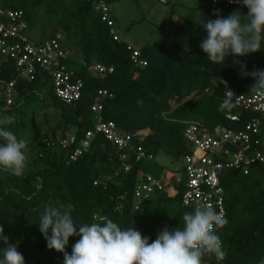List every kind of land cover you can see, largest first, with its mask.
Returning <instances> with one entry per match:
<instances>
[{"label": "trees", "instance_id": "16d2710c", "mask_svg": "<svg viewBox=\"0 0 264 264\" xmlns=\"http://www.w3.org/2000/svg\"><path fill=\"white\" fill-rule=\"evenodd\" d=\"M99 1L0 0L1 7L22 12L24 34L33 43L42 44L60 36L58 43L66 55L60 64L72 71L82 86L79 99L65 104L55 97L49 77L39 67L32 77H17L14 62L0 57V78L16 80L14 103L4 107L0 102V116L9 115L10 108L16 110L18 101L32 100L38 84H49L51 110L58 111L51 125L44 117V127L34 115L29 119L30 158L22 177L0 168V224L9 243L18 242L25 264H63V254L49 250L39 230L40 217L47 205L63 204L65 210L70 206L77 225L92 223L93 214L107 216L123 228L135 227L142 236L150 238L149 243L165 225L182 227L183 213L193 209L181 203L187 177L186 158L193 155V148L184 137L186 129L194 124L210 133L216 129L239 131L252 120L259 121L264 129L260 112L236 104L231 109L220 108L225 97L222 81L248 97L255 93L250 90L255 81L240 75L239 64L233 63L231 55L223 64L208 59L199 46L206 37L202 26L194 31L196 47L191 51L177 44L170 47L153 44L137 49L118 36V41L113 39L110 31L114 18L108 12L112 26L102 20V13L95 9ZM111 1L102 0L106 7ZM199 1L207 20L216 19L213 12L217 9L222 17L237 9L242 14L248 11L246 7H231L222 2L212 5V0ZM171 23L169 16L161 25ZM66 43L73 45L75 57L69 55ZM134 51L139 52L138 59L145 66L131 61ZM235 59L246 65L247 72L264 70V51ZM96 64L113 71L95 75L92 68ZM96 99L99 117L112 123L120 135L129 136V146L118 150L103 134L97 133L86 150L72 160L75 149L82 147L85 134L95 132L96 113L91 108ZM227 115H236L238 121L229 120ZM259 137L262 146L257 148L264 154L263 132ZM70 138L72 143L65 146L59 143ZM138 149L144 156L136 160ZM160 156L183 164L178 172L182 174L179 183H170L175 172L168 176L169 171L162 169L159 178L146 174L143 162L156 161ZM248 169V175L234 169L219 174L224 216L228 220L218 230L227 252L220 264H260L264 258V164L255 163ZM147 176L162 182L163 190L159 192L172 189L157 200L156 206H151V197L135 196L136 188ZM160 204L163 207L159 210ZM79 238H69L66 248L69 254ZM204 264L218 262L215 257H205Z\"/></svg>", "mask_w": 264, "mask_h": 264}, {"label": "clouds", "instance_id": "9594fccd", "mask_svg": "<svg viewBox=\"0 0 264 264\" xmlns=\"http://www.w3.org/2000/svg\"><path fill=\"white\" fill-rule=\"evenodd\" d=\"M248 9L242 14L239 9L227 17L221 10H214L216 19L200 25L206 37L200 48L208 59L223 64L231 55L234 64H239L242 77L250 76L255 83L250 90L264 95V70L245 71L246 65L236 60L251 53L264 51V0H234ZM225 83L226 86V82ZM221 109L235 106L234 93L226 91ZM15 118L0 116V168L16 177H22L28 164L29 140L18 138L7 128ZM182 227L169 228L165 225L155 240L149 243L148 236L135 227L123 228L107 216L93 214L92 223L77 225L71 215V207L47 205L39 221V230L49 250L63 254V264H204L205 257H215L218 264L224 261L227 252L218 230L228 224L221 213L200 201L195 202L192 211L182 215ZM80 237L71 253L66 251L69 238ZM0 264H25L17 244L9 243L0 224ZM260 264H264V258Z\"/></svg>", "mask_w": 264, "mask_h": 264}, {"label": "built area", "instance_id": "2783aa9c", "mask_svg": "<svg viewBox=\"0 0 264 264\" xmlns=\"http://www.w3.org/2000/svg\"><path fill=\"white\" fill-rule=\"evenodd\" d=\"M189 1V0H183ZM212 5L222 2L231 7H244L242 3L234 0H212ZM95 9L102 13V20L107 21L108 26H112L108 20V9L100 0ZM21 11H14L0 6V57H5L14 62L17 77H32L36 67H39L49 77L52 91L56 98L65 104L76 102L80 97L81 82L74 76L72 71L60 64L66 55L59 46L60 36L42 44L33 43L25 34L26 25ZM113 39L118 41L116 33L111 30ZM131 46H128V50ZM139 52L134 51L131 61L139 66H145V62L138 59ZM112 68H105L96 64L92 68L95 75L111 74ZM74 82V83H73ZM224 93L231 90L235 97L237 106L246 110L260 112L264 117V95L255 92L251 96L238 94L229 88L225 83ZM16 80H5L0 78V102L4 107H9L14 103L16 97ZM99 95H106V92H99ZM99 100L96 99L91 110L96 113L94 125L95 132L88 131L81 141L82 147L75 149L72 160L81 155L89 146L94 135L101 133L106 139L111 141L118 150L129 146V136L120 135L112 123H105L99 117ZM231 121H238L236 115L226 116ZM263 130V131H262ZM264 134V129L257 120L249 121L243 130L232 131L229 129H216L213 133L201 129L200 126L191 124L185 131V140L191 144L193 155L186 158V182L185 190L181 200L184 207H193L195 202L200 201L206 205H211L215 211L224 215V195L219 185V174L223 170H239L243 175H248L249 167L255 163L264 164V154L258 151L257 147L262 146L259 140L260 133ZM259 137V138H258ZM73 139L61 140L59 143L65 146L72 143ZM136 160L142 159L144 154L140 149ZM176 183L180 178H176ZM161 181L154 180L147 176L144 183L136 188L135 196L139 199H148L153 191H162Z\"/></svg>", "mask_w": 264, "mask_h": 264}, {"label": "rangeland", "instance_id": "374dc122", "mask_svg": "<svg viewBox=\"0 0 264 264\" xmlns=\"http://www.w3.org/2000/svg\"><path fill=\"white\" fill-rule=\"evenodd\" d=\"M200 4L199 0H178L173 3L168 0H112L108 3L107 8L110 16L114 18L113 31L120 40L131 46L141 49L153 44L165 47L177 44L185 51H191L196 47L194 31L201 26V19L205 22L207 20L206 12L200 8ZM169 16L172 17V23L161 25L162 21ZM66 48L69 55L75 57L73 45L66 43ZM49 91V84H38L32 100L27 103L18 101L16 110L10 108L9 116H13L15 122L8 125L7 128L13 131L18 138L28 139L30 143L29 119L33 115L37 117L42 127L46 124L44 117H47L48 125L55 123L53 117L57 116L58 111L51 110ZM16 123L17 127H15ZM0 143L3 141L0 140ZM143 165L146 166V174L152 177H161L162 169L169 171L168 176H170V172H175L170 181L171 185L175 184L176 178L182 176L178 172H180L183 164L173 163L166 156H160L156 161H144ZM173 187L171 186V188ZM155 192L149 196L152 199L151 206H156L157 200L162 198L164 194H170L172 189H167L165 193ZM173 205L175 206V204ZM162 207V204L158 205L159 210Z\"/></svg>", "mask_w": 264, "mask_h": 264}, {"label": "crops", "instance_id": "0c3cea01", "mask_svg": "<svg viewBox=\"0 0 264 264\" xmlns=\"http://www.w3.org/2000/svg\"><path fill=\"white\" fill-rule=\"evenodd\" d=\"M168 1H171L172 3L175 2V1H178V0H168ZM130 45V44H129Z\"/></svg>", "mask_w": 264, "mask_h": 264}]
</instances>
